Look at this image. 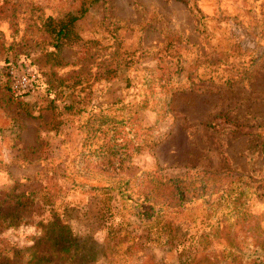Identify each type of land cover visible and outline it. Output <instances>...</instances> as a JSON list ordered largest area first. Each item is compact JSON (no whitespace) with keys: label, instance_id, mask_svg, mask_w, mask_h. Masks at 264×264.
Returning a JSON list of instances; mask_svg holds the SVG:
<instances>
[{"label":"rangeland","instance_id":"obj_1","mask_svg":"<svg viewBox=\"0 0 264 264\" xmlns=\"http://www.w3.org/2000/svg\"><path fill=\"white\" fill-rule=\"evenodd\" d=\"M81 5L79 39L52 65L42 23ZM13 60L37 82L19 100L0 97V126L16 101L29 112L0 136V215L16 221L0 229V262L18 264L58 218L84 246L82 264H182L204 245L218 264H264V0H0V83ZM110 134L123 153H87ZM237 175L243 227L260 242L234 254L200 232L229 216L202 202ZM174 184L188 188L183 204L170 199ZM104 241L111 255L101 256Z\"/></svg>","mask_w":264,"mask_h":264},{"label":"trees","instance_id":"obj_2","mask_svg":"<svg viewBox=\"0 0 264 264\" xmlns=\"http://www.w3.org/2000/svg\"><path fill=\"white\" fill-rule=\"evenodd\" d=\"M76 11L79 15L67 12L61 17H47L42 23L44 31L49 39L48 44L52 49L48 50L46 47H42L40 50L46 54L47 60H49L52 65H62L63 61L59 55L61 48L79 39L75 30V22L84 13L85 9L83 5H81ZM21 62L22 61L17 60L8 61L4 66L8 63ZM2 82L3 83H0V94H2L0 97L3 96L1 99H3V101H9L11 99L19 100L20 96H13L10 94L6 81L4 80ZM13 113V116L10 117L11 123L7 127L4 125L0 126V136L2 138H6L13 132L11 127H16L17 129L22 127L23 124L19 119L21 114L29 115L27 107L21 101L15 102V110ZM1 119L4 120V116L0 109V120ZM99 120L103 124L111 121L112 118L107 115H101ZM122 123L126 122L124 121ZM110 129H113V127ZM109 133H111V131H109ZM17 137L18 135L16 134L13 139ZM125 144L124 140H119L113 134H110L107 143H102L96 150H88L87 153L89 155L93 154L97 158L99 156L115 157L116 154L123 153L124 148H126ZM139 178L140 176L132 180L135 183ZM235 179L237 185L228 182L226 187H224V194L220 193L215 196L208 195L202 202L209 214L212 209L215 210L219 206L224 205L229 209V216L232 219L225 222L229 217L226 216L225 213L221 214L218 218L215 217L208 229L204 232H200V236L207 237L212 235L214 238L222 239L226 245L236 250L234 254H239L237 249L239 242L246 241L247 244H249L252 240L255 244H259L260 239H258V237L249 238L246 228L243 227L247 215L240 207L243 202L241 198L244 196L246 184L242 175L235 176ZM127 182L128 181H126L124 185H126ZM172 183H174L173 180ZM141 185L142 184L139 186ZM150 190L151 189H146L148 193L144 196V202L150 201L148 195ZM185 191L188 193V188L174 184V186L169 189V192H173L170 199L183 204ZM26 196H29V194H18L15 197L23 199L26 198ZM31 199H34V196ZM155 200L156 199H154V201ZM151 209L153 210V207H151ZM14 220L15 219L12 218L10 214L0 215V229L14 226L16 224ZM21 220H24V217H22ZM22 249L23 250L19 252L18 264H82L78 255L84 249V246L79 242L78 236L72 235L66 223H63L61 219L52 218L42 224L40 231H36L31 236V244L23 245ZM111 249V246L107 245L104 241L101 256H103L104 253L110 254L112 251ZM255 253H257V251H252V254ZM217 260V254L211 248L205 245L202 247L194 246L193 252L189 253V256L182 264H218ZM0 264L4 263L0 262Z\"/></svg>","mask_w":264,"mask_h":264},{"label":"built area","instance_id":"obj_3","mask_svg":"<svg viewBox=\"0 0 264 264\" xmlns=\"http://www.w3.org/2000/svg\"><path fill=\"white\" fill-rule=\"evenodd\" d=\"M3 73L11 95L21 96L34 90L37 74L33 68L20 63H8Z\"/></svg>","mask_w":264,"mask_h":264}]
</instances>
